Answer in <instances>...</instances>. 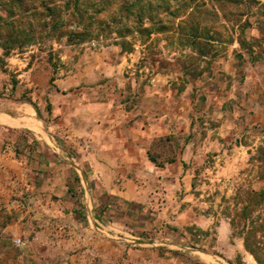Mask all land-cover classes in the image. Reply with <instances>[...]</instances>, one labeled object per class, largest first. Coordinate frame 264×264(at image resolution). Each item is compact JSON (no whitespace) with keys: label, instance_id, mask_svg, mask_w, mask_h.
I'll return each mask as SVG.
<instances>
[{"label":"rangeland","instance_id":"obj_1","mask_svg":"<svg viewBox=\"0 0 264 264\" xmlns=\"http://www.w3.org/2000/svg\"><path fill=\"white\" fill-rule=\"evenodd\" d=\"M65 3L0 0V111L41 102L70 155L74 142L102 158L140 143L123 175L158 205L129 204L132 228L163 200L179 224L161 229L185 248H79L60 223L51 231L45 218L85 213L83 193L76 181L66 199L32 185L37 169L3 151L18 135L0 128V264H264V0H80L78 19ZM146 228L127 238L152 243Z\"/></svg>","mask_w":264,"mask_h":264},{"label":"crops","instance_id":"obj_2","mask_svg":"<svg viewBox=\"0 0 264 264\" xmlns=\"http://www.w3.org/2000/svg\"><path fill=\"white\" fill-rule=\"evenodd\" d=\"M53 91L50 87L44 88V93L47 92L48 96L53 95ZM54 93L58 94L57 89ZM40 105L42 103L37 102V109L33 104H29L26 106L18 105L15 110L0 111V128L4 131H15L18 135L17 139L19 140L16 145L7 142L3 151L12 156L18 149V158L13 160L14 163L23 165L29 170L37 169L34 175L35 183L32 185L46 184L52 193L66 199L68 194H72V182L76 181L75 185L83 193L82 203L85 213L79 216L76 210L70 213H61L60 216L56 214L58 218H45L47 222L50 221L49 229L51 231H55L54 223H60L58 227H61V230L64 227L67 228L64 232L72 235L78 234L79 248H106L107 243L109 245L116 243L119 248L127 249L130 253L134 249L157 252L162 249L185 248L174 239L175 236L172 233H167L161 229L159 224L161 220L169 221L172 219L174 223L179 224V218L164 216L163 213L170 206L168 203H163V200L160 203L162 207L157 216H151L143 221L141 218L139 219L142 224H146V227L147 224H153L157 227L154 233L150 234L154 236L152 243L148 241L138 243L136 240L127 238H139L143 241L144 237L139 235H144L141 230L147 229L143 226L136 227V229L132 228L138 219L137 214L129 204L138 206V208L143 206L156 207L158 205L156 198L158 193L154 188L149 190L146 184L123 175V172L126 173L128 168L127 164L133 162L132 158L144 151L140 143L132 139L131 143L135 149L133 152H127L123 148L118 151L109 150L108 153L102 152V158L94 148L87 153L82 152L79 142L77 144L74 142L76 155H70L64 148V144L62 145L60 141H57L45 130L42 118L44 108ZM22 131H27V133L23 134ZM5 134L3 135L4 138L6 137ZM125 143H129L128 140L120 141L121 146H124ZM6 148L9 149L6 150ZM5 154L0 152V159L7 157ZM131 170L132 168H129L128 172ZM39 172L45 176L42 183L37 176ZM148 185L151 186L150 183ZM63 199H61L62 203H64ZM69 201L73 202L74 200ZM59 202L61 203L60 200ZM68 205L66 204V206ZM134 214H136L135 217ZM172 232L174 231L172 230ZM139 245L142 246L141 249L137 248Z\"/></svg>","mask_w":264,"mask_h":264},{"label":"trees","instance_id":"obj_3","mask_svg":"<svg viewBox=\"0 0 264 264\" xmlns=\"http://www.w3.org/2000/svg\"><path fill=\"white\" fill-rule=\"evenodd\" d=\"M40 4L45 5V3L43 1H40ZM65 5L67 7H71L70 8V9H72L71 14H72V16H75V19L82 18L87 13L85 10L80 9V6H79L80 0H66ZM88 19L91 20V16H90V18L88 17ZM88 28H90V27H88ZM88 33H89V29H86L85 27H84V29H82V31L70 30L69 34H68V38L72 39V38L78 37L80 35L86 36V35H88ZM34 107L37 109L36 106H34Z\"/></svg>","mask_w":264,"mask_h":264},{"label":"built area","instance_id":"obj_4","mask_svg":"<svg viewBox=\"0 0 264 264\" xmlns=\"http://www.w3.org/2000/svg\"><path fill=\"white\" fill-rule=\"evenodd\" d=\"M9 148H6V150H8ZM14 243L18 246H22L25 244V242L23 240H21L20 238H15L14 239Z\"/></svg>","mask_w":264,"mask_h":264}]
</instances>
